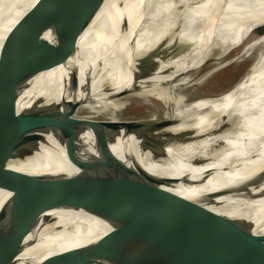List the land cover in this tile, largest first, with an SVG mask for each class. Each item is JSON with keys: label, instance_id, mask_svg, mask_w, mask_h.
<instances>
[{"label": "bare ground", "instance_id": "bare-ground-1", "mask_svg": "<svg viewBox=\"0 0 264 264\" xmlns=\"http://www.w3.org/2000/svg\"><path fill=\"white\" fill-rule=\"evenodd\" d=\"M56 1L0 0V84L16 94L2 101L17 103V112L3 118L39 139L8 167L81 176L93 174L109 153L133 171L131 178L145 182L135 195L166 190L178 209L197 203L206 209L200 217L238 218L264 234V197L241 200L264 194V49L230 90L195 92L224 70L203 65L208 57L224 59L238 49L251 56L264 45V34L255 35L264 26V0H104L84 11L83 31L16 28ZM77 31L74 51L59 47L60 38ZM134 101L162 106L145 120L121 119ZM28 113L64 118L42 125L24 120ZM107 177L122 176L112 171ZM10 198L0 189V213ZM115 228L85 209L49 211L27 237L19 264L92 244ZM165 228L153 226L135 242L161 241Z\"/></svg>", "mask_w": 264, "mask_h": 264}, {"label": "water", "instance_id": "water-1", "mask_svg": "<svg viewBox=\"0 0 264 264\" xmlns=\"http://www.w3.org/2000/svg\"><path fill=\"white\" fill-rule=\"evenodd\" d=\"M102 1L58 0L44 14L24 16L16 28L40 30L59 26L83 31L82 26L89 22L88 17L84 19V11ZM78 33L71 38H60L59 47L69 46L74 51ZM260 48L257 57L264 45ZM7 93L16 98L15 93L0 84V189L11 193L0 213V264H19L26 239L40 218L59 209H85L116 228L92 244L54 254L38 264H264V234L255 233L253 223L221 214L200 217L206 209L197 203L178 209L172 194L166 190L150 192V197L135 195V191L145 188V182L142 178H131L133 171L117 160L112 161L109 153L93 174L81 176L32 175L9 168L12 160L36 147L39 139L27 136L26 131L3 118L4 113L17 112L16 100L2 101ZM22 117L42 125L59 124L64 118L57 113H28ZM71 120L89 127L101 125L92 120ZM102 141H98L100 145ZM112 171L122 177L118 180L107 177ZM263 197L264 194L246 195L241 200ZM172 217L181 218L182 225H177ZM161 224L168 226L161 233L165 239L148 245L135 242L139 235L147 236L150 228Z\"/></svg>", "mask_w": 264, "mask_h": 264}, {"label": "rangeland", "instance_id": "rangeland-1", "mask_svg": "<svg viewBox=\"0 0 264 264\" xmlns=\"http://www.w3.org/2000/svg\"><path fill=\"white\" fill-rule=\"evenodd\" d=\"M129 1L134 2L135 0H129ZM259 25H260V23L257 26H259ZM198 27H200V24L198 25ZM198 27H196V28H198ZM263 31H264V26L259 28L256 31L255 35L261 36L264 34ZM184 37H188V35L184 34ZM257 49H258V51H257ZM257 49H255V51H254L255 53H253L251 56H248V57L241 56V54H239L240 49L233 51L228 57H226L224 59L220 58L218 56H213V55L208 57L206 59V61L203 62V65L217 66V63H218V67L221 66V68L224 69L218 75L211 77L213 79H211L210 82H212V80H213V82L219 81L218 82L219 84H218V86H216V85L210 84V82H209L208 84H206V87L204 84L203 87H199V88L195 89V90H197L195 92L198 95H202L203 93L207 92L206 90H208L210 88H214L212 91H209L207 93H211V94L220 93L221 94L223 92L230 90L232 87H234L235 84H237L244 77V75L247 73L250 65H252L253 62L255 61V59L258 55L257 52H259L261 50V48L258 47ZM231 61H233V62H231ZM155 106L151 107L149 105H142L141 103L134 101L133 103H131V105H128L127 108L124 109L125 112L123 111L122 113H119V117H121V119H129V120H140V119L145 120L148 117L149 118L153 117L154 116V110L158 109V108L160 109L162 105L158 103V104H155ZM80 112H89V111L83 108L82 110H80ZM148 113L150 115H148ZM157 146H155V147H157Z\"/></svg>", "mask_w": 264, "mask_h": 264}]
</instances>
